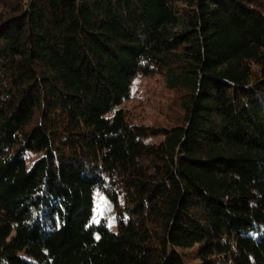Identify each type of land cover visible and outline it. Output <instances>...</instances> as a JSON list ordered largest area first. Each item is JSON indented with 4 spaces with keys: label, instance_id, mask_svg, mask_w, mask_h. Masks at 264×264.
<instances>
[{
    "label": "trees",
    "instance_id": "1",
    "mask_svg": "<svg viewBox=\"0 0 264 264\" xmlns=\"http://www.w3.org/2000/svg\"><path fill=\"white\" fill-rule=\"evenodd\" d=\"M224 260L264 264V0H0V264Z\"/></svg>",
    "mask_w": 264,
    "mask_h": 264
},
{
    "label": "rangeland",
    "instance_id": "2",
    "mask_svg": "<svg viewBox=\"0 0 264 264\" xmlns=\"http://www.w3.org/2000/svg\"><path fill=\"white\" fill-rule=\"evenodd\" d=\"M172 92L166 90L162 78L158 75L143 78L137 84L135 96L129 102V108L136 116L148 122L163 120L167 116L171 103ZM95 204L93 220L105 218L110 227L116 229V211L109 198L100 190L94 193ZM220 264H229L225 260Z\"/></svg>",
    "mask_w": 264,
    "mask_h": 264
},
{
    "label": "snow or ice",
    "instance_id": "3",
    "mask_svg": "<svg viewBox=\"0 0 264 264\" xmlns=\"http://www.w3.org/2000/svg\"><path fill=\"white\" fill-rule=\"evenodd\" d=\"M98 222V221H97Z\"/></svg>",
    "mask_w": 264,
    "mask_h": 264
}]
</instances>
